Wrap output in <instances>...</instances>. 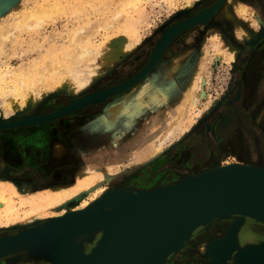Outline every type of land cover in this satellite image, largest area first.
<instances>
[{
    "label": "rangeland",
    "instance_id": "obj_1",
    "mask_svg": "<svg viewBox=\"0 0 264 264\" xmlns=\"http://www.w3.org/2000/svg\"><path fill=\"white\" fill-rule=\"evenodd\" d=\"M211 1L212 0H191V6L188 8L187 0H0V31L11 30L13 21L22 18L23 12L37 6L38 3L44 5H46V3L55 4L59 8V10L53 14L52 18L44 22L40 27L32 29L23 28L20 31L15 30L14 34L16 36L5 42V54L2 60L12 71H24L30 67L34 61L42 58L44 60L45 56H48L47 52L53 48L52 45L55 47H61L64 44L67 45L68 39L66 38H68L69 33L71 30L79 28V26H85L89 30L90 36L92 35V40L96 44L112 43L114 45L112 48L113 52L117 49L116 44L122 40L130 44H134L135 41L137 42L139 40L137 44L135 43V47L132 49L133 51L131 50L126 55L119 54L117 56L118 59L117 57H113L111 60L102 63L97 69V76L86 88L78 90L77 92H67L64 87H61L59 81L38 83L35 90L42 94L36 96L34 100L36 103L33 102L21 113L16 115L11 114V116H3V113L0 112V121L5 123L8 119H19L27 116L46 114L71 103L77 98L116 85L131 78L149 61L158 41L170 27L208 9L212 5ZM209 4L211 5L208 6ZM203 7H206V9ZM231 9H233L234 17L230 12ZM195 11L196 13L192 15ZM258 11L255 4L251 1L226 0L222 4L219 13L215 15L216 17L213 22H208V19L200 23L206 27L200 36L194 39V42L187 46H180V38H182L185 33L191 32L190 28L192 26L182 30L168 43L153 68L136 83L138 84L142 80H145L142 84L150 87L153 86L152 90H155L158 95V98L153 102V106H151L150 109L148 108L151 110V113H149L150 115L148 114L150 117L148 121L151 122V125L148 124L149 128H145V123H142L141 128L136 130L142 135L149 134L146 138L140 139V144L138 143L135 146L138 153L140 150L151 148L152 142L157 138L161 129L167 125L168 118L183 105L182 102L187 90L192 89L194 93L197 94L203 90L205 94L204 100L202 99L201 103H199L195 109H186L188 114L185 119H183L181 127L189 125L188 123L193 120L190 130L183 135L179 132L178 135H175L176 137L173 136L167 149L154 157L152 161L140 164L142 161L137 160V152H134L135 156H133V154L130 155V153L124 154V156L121 155L120 160L103 158L106 156L103 152L104 146L102 143L98 144L99 140L93 138V144H88L86 143L87 141L82 143L81 140H79L78 143H72L70 137L76 135L74 132L77 131V134H82L84 130L82 128L85 126L88 119H90L93 114H96H84L81 116L78 112L88 106L86 105L72 111L68 115L61 116L45 123L0 128V157H8V159L12 160L14 155L17 156V152H19V154L25 153L26 156L24 159H31L30 156L34 149L31 142L34 137H36V132L47 130V132L44 133L47 135V147H52L50 151L52 164L49 163L45 168L57 169V172L61 169L65 173V175L59 176L56 182L49 178V182L45 184L46 188L42 190L36 186L35 178L28 175L15 178L0 174V184L1 182L12 181L17 187V190H19V194L23 196L24 199H28L38 194H45V192L53 186L75 184L77 180L76 177L79 176L86 167L96 168L95 165H98L101 168L111 166H118L120 168L119 174L117 173L111 181L99 182V185H97V183L93 189L84 191L72 201L54 210L56 215H62L65 212L69 213L70 210L74 212L84 201H88L92 196L97 195L99 190L103 188L106 189L105 192L111 189L113 190L116 188L114 185L118 179H126L130 174L139 172L145 168V166L156 163V160L162 157L163 154L171 152L179 145L180 165L184 166V168H186L184 170L189 173L192 171L191 169L199 171L200 167L203 165L194 163L187 165L186 160L191 154L192 148H187V146L183 147L182 145L184 142L188 143V141H186L188 138H192L191 134L194 133V127H196L198 122L206 120L209 114L213 112L212 110H215L213 106L223 100L222 97L226 91L228 76L232 66V61L228 58V52L230 48H234L237 50L236 54H238L239 49L235 44L238 43L239 40L241 41L240 31L243 30L248 33L249 38L251 32L256 31L257 28L264 23V18L258 14ZM117 12L122 14L118 18V21L113 19ZM225 24L229 27L228 31L225 29ZM98 25L101 26L98 28ZM107 25L109 26L107 27ZM134 33L135 35H133ZM16 37H18V39ZM236 57L237 55L235 58ZM156 76V82L160 89L155 88L151 83ZM148 78L151 81H146ZM135 85L126 89L124 92H129ZM161 92H163V95ZM118 95L107 98L103 102L91 104L104 103L103 106H107L109 103L114 102L110 100ZM125 96L127 95L122 97ZM210 101H213L214 104ZM128 105L129 104H127V107ZM208 105L211 108L206 112L205 108ZM263 120L264 110L255 114V124H262ZM80 137L82 136L80 135L78 138L81 139ZM121 142V140L116 139L115 143L117 147H124L123 145L118 146ZM234 145H241V142L236 141ZM240 148H243V144ZM252 148L253 147L249 150ZM257 148L258 146L256 149ZM20 156L23 158L22 155ZM47 156L48 155H46V157ZM169 160H171V162H177V159L173 160L170 158ZM262 163V160H247L240 158L233 151L231 152L229 150L227 152L226 148H224L220 160H216L212 165L199 172L194 171L196 173L187 174L184 177H181L184 174L180 172V180L187 176L202 174L213 168H225L232 164L264 167ZM101 196L102 195H100L99 198ZM14 200L15 203L19 205L20 199L15 197ZM2 206L3 205L0 204V208H2ZM28 210L29 209L25 207L23 212H27ZM49 219H41L33 222V224L30 223L27 225H22L19 221L18 224H12L10 227L2 228L0 226V233L9 232L11 230L20 231L22 229L34 227L42 221ZM228 222L224 224V227H221V230L219 229L220 231L216 230L218 232L213 237H211L213 235L212 232H209V234L207 233V235L198 238L193 247L190 248V253L198 256L200 259L206 258L205 246L212 238L223 234V232L225 233ZM253 223L256 225L254 231L252 230L254 233L252 235L249 229L246 228V225L243 227V224L239 235L243 241H252L256 239L257 234L255 230H258V227L260 228V232L264 231L263 226L255 222ZM206 261L208 264V259Z\"/></svg>",
    "mask_w": 264,
    "mask_h": 264
},
{
    "label": "water",
    "instance_id": "obj_2",
    "mask_svg": "<svg viewBox=\"0 0 264 264\" xmlns=\"http://www.w3.org/2000/svg\"><path fill=\"white\" fill-rule=\"evenodd\" d=\"M223 0L170 27L158 41L149 61L131 78L73 100L52 112L0 121L16 127L52 121L72 111L124 92L139 82L156 64L168 43L182 30L206 21ZM170 37L167 39V37ZM239 216L217 261L219 264H264V235L240 245L238 237L245 219L264 225V167L232 164L221 172L187 176L172 184L148 190H110L86 209L42 221L34 227L1 238L26 249V244H58L59 234L82 243L66 246L71 264H164L200 226L215 219ZM101 231L96 245L83 250L85 236ZM17 251V250H16ZM13 253V252H12ZM10 253L0 254V257ZM52 264L49 258L42 257ZM74 261V259H73Z\"/></svg>",
    "mask_w": 264,
    "mask_h": 264
},
{
    "label": "bare ground",
    "instance_id": "obj_3",
    "mask_svg": "<svg viewBox=\"0 0 264 264\" xmlns=\"http://www.w3.org/2000/svg\"><path fill=\"white\" fill-rule=\"evenodd\" d=\"M190 6L191 0H187V7L189 8ZM58 10L59 8L55 4L46 3V5H44L38 3L37 6H34L32 9L23 12L24 14L22 18H20V16V19H16L15 21H13L11 30L9 29L0 31V112L3 113V116L19 114L28 106H30L34 102L36 96L42 94L41 92H37L35 90V87L38 83L59 81L61 87H64L65 91L67 92H77L78 90L86 88L90 84V82L97 76V69L102 63L106 62L107 60H111L113 57H117L119 54H128L135 47V43L137 44L139 42L138 40L137 42L135 41L134 44H130L129 42L122 40L121 42H118L116 44L117 49H115L113 52L112 48L114 45L112 43L104 42L105 44H96L92 40V35L90 36L89 30L85 26H79V28H75V30H71V32L69 33L68 38H66L68 39L67 45L64 44L61 47H55L52 45L53 48H51L47 52L48 56L46 55L44 60L41 57L42 59L34 61L31 66L24 71L21 70L20 72H17L10 70V68L7 67L6 63L2 60V57L5 54V42L7 40H11L12 37L16 36L14 34L15 30L20 31L23 28L32 29L40 27L44 22L51 19L53 14ZM121 15V13L117 12L114 15L113 19H116L118 21V18ZM100 26L101 25H98L97 27L99 28ZM108 26L109 25H107V27ZM240 32L241 40L248 38V33L243 30ZM133 35H135V33ZM16 38L18 39V37ZM169 38L170 37L168 36L167 39ZM236 51V49L230 48L228 52V58L230 61H233L235 59V56L237 55ZM187 91L184 95L185 97L182 102L183 105L180 106V108H178L170 118H168L167 125L161 129L159 135H157V138L154 140V142H152L151 148L143 149L140 150L139 153L137 152L138 154L136 153L138 158L137 160L143 161L149 156L163 153L167 149V146L169 145V142L171 141L173 136L178 135L179 132L181 135H183L187 133L188 130H190V126L193 124V120H191L189 123L187 122L189 125L181 127L183 119H185L188 114L186 109H195L198 104L201 103V100H204L205 94L203 90H201L198 94L194 93L192 89H189ZM113 101L114 102L109 103L105 108V112L109 121H116V118L120 116L121 112L124 111L127 107V104H129L130 97L127 95ZM210 102L214 104L213 101ZM210 108L211 107L208 105L205 108L206 112ZM95 166L96 168L86 167V169L76 177L77 180L75 184L53 186L52 188H49L45 192V194H38L39 196H32L28 199H24L23 196L19 194V190H17V187L12 183V181L1 182L0 204L3 206L2 208H0V226L2 228L10 227V225L12 224H18L19 221L20 224L27 225L30 223L33 224V222L39 221L41 219H54L57 217H61L67 212L62 215H56L54 213V210L57 207H60L61 205L72 201L84 191L93 189V187H95L97 183V185H99V182L111 181V179L115 177V175L120 171V168L118 166H111L107 168H101L98 165ZM225 168H213L202 174L209 175L221 172ZM115 189L119 188H114L113 190ZM105 191L106 189L104 188L99 190L97 195L92 196L88 201H84L77 210H74V212L86 209L92 202L97 200L100 195L106 196L109 191ZM15 197H18L20 199L19 205L15 203ZM25 207L29 209L27 212H23V209ZM70 212L72 211L70 210ZM237 219H239V216L233 215L232 219H229L228 226L226 227L227 229H225V233L223 232V234L212 238V240L209 241L205 246L208 264H219L217 259L220 256L232 232V229L235 226V222ZM261 226L264 227V225ZM262 233L264 234V231ZM7 237L9 236L6 235L1 238L6 239ZM53 238L58 241V244H38L36 242L26 244L27 253L29 254V256H34V258H49L54 261L55 264H71L78 259L72 258L71 260H69L68 257H66V246H70L71 244L73 245V243L75 244L74 246H76L79 243H82L83 240H77L76 238L70 239L69 237H63L59 234L53 235ZM184 244L182 245V247L184 246ZM20 248L21 247L13 246L11 244L7 245V243L0 244V254L12 253L16 250H19Z\"/></svg>",
    "mask_w": 264,
    "mask_h": 264
},
{
    "label": "flooded vegetation",
    "instance_id": "obj_4",
    "mask_svg": "<svg viewBox=\"0 0 264 264\" xmlns=\"http://www.w3.org/2000/svg\"><path fill=\"white\" fill-rule=\"evenodd\" d=\"M217 1L218 0H212L211 4L214 5ZM225 1L226 0H223L222 4ZM248 1L255 4L259 10L258 14L264 18V0ZM222 4L214 14L211 15L212 17L210 16L208 18V22H213L216 17L215 15L221 10ZM206 7L203 8L206 9ZM195 13L196 11L193 12L192 15ZM205 27L206 26L200 23L193 25L190 28L191 32L185 33L182 38H180V46H187L194 42V39L200 36ZM228 28L229 27L225 24V29L227 31ZM235 45L239 49V52L237 57L232 61L226 91L222 97L223 100L219 99L221 101L214 105L215 110H212L213 112L209 114L206 120L198 122L196 127H194V133L191 134L192 138H188V140H186L188 143L184 142L182 145L183 147L187 146V148H192L191 154L186 160L187 165L193 163L203 165L200 167L199 171L212 165L216 160H220L224 148H226L227 152L229 150L231 152L233 151L240 158L247 160H262V164L264 165V120L262 124H255V114L264 110V23L259 26L256 31L251 32L249 38L238 41ZM103 104H90L84 109L79 110L78 113H80L81 116L84 114L97 113L102 109ZM44 132L46 133L47 130L36 132V137H34L33 141H29L33 144L34 148L30 156L31 159H24L26 154H19V152H17V156L14 155L13 160L8 159V157H0V174L15 178L24 175L33 176L36 186L41 188V190L46 188L45 184L49 182V178L56 182L59 176L65 175L61 169L57 172V169L45 168L52 162L50 157L52 147H47V135ZM70 138L72 143L79 142L77 134L72 135ZM236 141H240L241 145L243 144L242 149L240 148L241 145H234ZM257 146L258 148L256 149ZM251 147L253 148L249 150ZM20 155H22L23 158ZM46 155L48 156L46 157ZM170 158L173 160L177 159V162H171V160H169ZM179 160L180 145L171 152L163 154L162 157L156 160V163L145 166V168L139 172H135L126 179H118L114 187L119 189L132 188L146 190L153 186L172 184L187 174L199 172L191 169L192 171L189 173L184 170L186 169L184 166L180 165ZM180 172L184 174L181 177ZM232 216L215 219L207 226L198 227L192 233L190 239L185 242L184 246L178 251L170 254L164 264H207L206 258L200 259L198 256L190 253V248L193 247L198 238L207 235V233L209 234V232H212L213 235L211 237H213L229 219H232ZM245 225L246 228L249 229L250 234H254L252 230L254 231L256 224L249 219H245L243 227H245ZM259 229L258 227V230H255L256 234L257 236L263 237V231L260 232ZM18 232L17 230H11L9 232L0 233V237L14 235ZM99 235L100 232L98 231L91 236L84 237L83 250L85 253L92 250L96 245ZM238 241L240 245L246 242L240 237H238ZM0 264L50 263L31 258L26 249H19L13 253L0 257Z\"/></svg>",
    "mask_w": 264,
    "mask_h": 264
},
{
    "label": "crops",
    "instance_id": "obj_5",
    "mask_svg": "<svg viewBox=\"0 0 264 264\" xmlns=\"http://www.w3.org/2000/svg\"><path fill=\"white\" fill-rule=\"evenodd\" d=\"M230 12L234 17L233 9H231ZM156 80H157V76L155 77V80L151 81L148 78V80L146 81H151L152 85H154L155 88L160 89ZM144 81L145 80H142L140 83L136 84L132 89L129 90V92H123L120 95L110 100L113 101L114 99H118L119 97H122L124 95H128L130 97V101L127 109L121 112L120 116L116 118V121L115 120L109 121L104 111L106 105L103 106L99 112L93 114L92 117L88 119L87 123L82 128L84 129L82 134H77V131L74 132L77 134L78 137L80 135L82 136L80 137L81 139L79 140H81L82 143H85L87 141L86 143L88 144H93L92 138L99 140L98 144L102 143V145L104 146L103 152L106 156L104 155L105 157L103 158L106 159L120 160L121 155L124 156V154L127 153H130V155L133 154V156H135L134 152H137L135 146L138 143L140 144L141 141L140 139L146 138L149 135V134L142 135L140 132H137L136 130L138 128H141L142 123L143 124L145 123L144 126L145 128H149L148 124L151 125V122L148 121L150 119L148 114L151 113V110L149 109L151 108V106H153L154 100L158 98L156 91L152 90L153 86L152 87L145 86L144 84H142ZM162 93L163 92H161V94ZM130 138L132 139L134 138V139L132 140ZM116 139L122 141L121 143L118 144V146L123 145L124 146L123 148L117 147V144L115 143ZM158 155L159 154H154L152 156H149L145 158V160H143L140 164H144L148 161H152V159ZM131 175L132 174H130V176ZM155 187H159V186H153L147 188L146 190ZM99 232L101 235V231ZM30 257L34 258V256H30ZM35 258L38 261L41 260L43 262L52 264L50 261L42 257H35Z\"/></svg>",
    "mask_w": 264,
    "mask_h": 264
}]
</instances>
